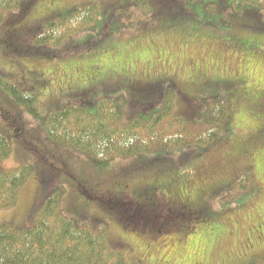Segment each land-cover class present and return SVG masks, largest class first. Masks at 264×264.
<instances>
[{
    "label": "rangeland",
    "instance_id": "rangeland-1",
    "mask_svg": "<svg viewBox=\"0 0 264 264\" xmlns=\"http://www.w3.org/2000/svg\"><path fill=\"white\" fill-rule=\"evenodd\" d=\"M93 1L102 4L110 2L34 0L33 7L17 19L10 20L12 13L8 14L0 23V70L14 76L16 83L25 88L38 87L44 83L43 80H48L58 88L60 85H84L94 81L101 82V85L118 84L120 87L122 69L132 66L140 75L148 72L154 76H171L181 82L190 81L193 84L189 85L190 97L194 100H201L198 97L201 87H206L209 81L226 78L232 82L237 98L228 118L230 136L218 140L204 156L197 157V164L194 165L196 160L191 159V172L188 166L178 167L177 162L182 153L176 151L172 155L156 153L120 163L118 166L122 169L119 173L128 172L123 166H135V170L125 176L110 173L95 177L96 171L89 167L90 162L86 158L60 149H48L27 136L23 138V129L38 130V124L25 112V121L18 128L19 133L13 132L12 119L17 112L11 105L5 106V100L0 95V129L8 130L11 139L7 165L16 169L27 164L32 168L19 191L17 202L0 211V221L13 226L24 224V227L35 222L42 202L38 200V190L48 180V167L54 165L60 172L71 175L64 183L66 209L72 208L81 186L84 191L93 190L102 196L124 194V202L133 199L139 204L146 203L145 208L157 209L152 215L154 219L166 218L172 213L178 216L177 222L172 223L176 227L169 232L167 227L161 228L159 232L152 227L147 230L149 233L140 234L138 231L132 232L130 228L125 229L121 222L97 205L89 203L86 213L105 226L110 243L124 248L127 258L136 259L140 264H256L254 260L257 255L264 257V240L257 235L264 226V146L257 139L264 129V30L248 26L241 30L234 26L225 27L224 23L220 24L216 19L219 5L215 1L192 0L195 3L186 5V8L190 12L195 10L198 23L211 24L218 30L217 35H260L257 38L250 37V41L255 40L257 43L252 45L248 40L244 41L245 44L240 43L239 50V46L233 42L224 44L208 39L186 40L178 34L155 33L150 28L143 34V30L138 28L140 19L135 18V26L122 35V41L117 42L119 49H96L112 38V35L99 32L101 22L98 20L96 27L69 38L61 47L45 49L56 54L51 60L5 51L10 50L8 37H27L34 29L29 38L38 37L39 16L45 8H51L54 2L67 7ZM235 1L227 2L228 6L232 5L230 11L236 15L230 22H244L245 13L253 12L254 9L251 6L239 8ZM140 5L138 3L137 7ZM258 19L264 25L262 12L258 14ZM6 20L8 24L1 27ZM246 21L253 23L254 19L248 17ZM19 43L21 48L30 46L31 50L38 51V47H33L25 40L18 39L15 44ZM87 47L92 48V51L86 50L89 49ZM69 48L72 51L67 52ZM116 67L119 70L114 73ZM45 92L46 89L43 92L45 102H52V94ZM123 94L121 89L107 93L98 88L84 102L91 103L97 98ZM177 105L178 110L184 112L182 104ZM192 125L193 128L200 127L198 124ZM185 152L188 155L196 153ZM247 172L253 178L252 193L236 192L228 185L223 188V185ZM156 187L160 190L156 197L145 196L146 193H154ZM151 200L156 202L153 206H149ZM182 202H185L184 208H181ZM203 203L206 216L199 213ZM183 216L185 218L178 222ZM186 217L191 218V221H187ZM247 234L252 235L251 241L247 240Z\"/></svg>",
    "mask_w": 264,
    "mask_h": 264
},
{
    "label": "trees",
    "instance_id": "trees-1",
    "mask_svg": "<svg viewBox=\"0 0 264 264\" xmlns=\"http://www.w3.org/2000/svg\"><path fill=\"white\" fill-rule=\"evenodd\" d=\"M109 1L105 4L97 1L77 3L67 7L54 2L51 8L46 6L39 16L38 37L29 38L35 29L27 37H8L10 50L5 51L51 60L56 54L45 49L61 47L69 38L96 27L98 20L101 22L99 32L112 35L107 44L96 48H103L105 51L119 49L117 42L122 41V35L135 26V18L140 19L138 28L143 30V34L150 28L155 33L178 34L186 40L208 39L224 44L233 42L239 46V50L240 43L245 44L244 41L248 40L252 45L256 44L255 40L250 41V37L260 36L217 35L218 30L211 24L202 25L196 21L195 10L188 11L186 5L194 4L192 0ZM212 1L219 5L216 19L220 24L224 23L225 27L234 26L241 30L248 26L264 30V25L258 19L260 12L264 14V0L235 1L239 8L251 6L254 9L244 15L246 20L252 17L253 23L246 20L230 22L236 15L230 11L232 5H227L229 0ZM138 3H141L139 7ZM34 4V0H0V23L10 13V20L17 19ZM6 22L7 20L1 27H5L9 21ZM18 39L38 47V51L31 50L30 46L27 49L21 48V43L15 44ZM114 39L116 42H113ZM222 39L226 41L223 42ZM86 50L92 51V48ZM70 51L72 50L69 48L67 52ZM116 68L114 73L119 70ZM43 82L38 87L25 88L16 83L14 76L0 70V95L5 100V106L11 105L17 112L12 119L13 132L19 133L18 128L25 121V112L38 124V130L23 129V138L27 136L48 149H60L86 158L90 162L89 167L96 171L95 177L110 173L125 176L134 171L135 166H123L128 172L119 173L122 169L118 166L120 163L138 156L156 153L172 155L176 151L182 153L177 162L178 167L188 166L191 172V159L196 160L194 165L197 164V157L204 156L218 140L230 136L228 118L237 100L234 86L226 78L209 81V88V82L206 87H201L198 96L201 100H194L190 97V81L181 82L171 76H154L148 72L140 75L132 66L122 69L120 87L118 84L101 85V82L94 81L84 85H60L58 88L48 80ZM98 88L107 93L121 89L124 94L85 103L84 99L94 95ZM44 89L52 94V102H45ZM178 103L182 104L184 112L178 110ZM192 124L200 127L193 128ZM7 131L0 129V211L17 202L19 191L32 171L27 164L16 169L8 167L11 139ZM257 139L264 146V129ZM185 151L196 153L188 155ZM69 177L71 178L69 173L60 172L54 165L48 167V180L38 190L41 206L32 225L13 226L0 221V264H140L136 259L127 258L124 248L110 243L105 226L98 224L100 222L97 219L86 213L89 203L97 205L117 222H121L125 229L130 228L134 233H149L147 230L152 227L157 232L167 227L169 232L176 227V224L172 226L178 220L174 213L166 218L154 219L152 215L157 209L145 208L146 203L139 204L133 199L124 202V194L102 196L93 190L84 191L81 186L72 208L66 209L64 183ZM226 185L236 192L248 193H252L254 187L253 178L248 172L229 181L223 188ZM156 188L154 193H146L145 196L156 197L160 191L159 187ZM150 203L149 206H153L156 202L151 200ZM184 203H181V208L185 207ZM204 204L199 213L206 216ZM184 218L185 216L180 217L178 222ZM186 220L191 221V218L186 217ZM257 235L264 240V226ZM247 239H250V234ZM254 263L264 264V257L257 255Z\"/></svg>",
    "mask_w": 264,
    "mask_h": 264
},
{
    "label": "bare ground",
    "instance_id": "bare-ground-1",
    "mask_svg": "<svg viewBox=\"0 0 264 264\" xmlns=\"http://www.w3.org/2000/svg\"><path fill=\"white\" fill-rule=\"evenodd\" d=\"M264 158V157H263Z\"/></svg>",
    "mask_w": 264,
    "mask_h": 264
}]
</instances>
